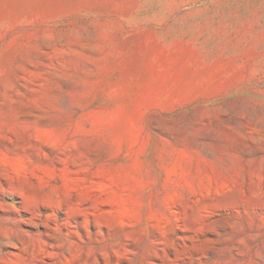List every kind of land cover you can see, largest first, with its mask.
Masks as SVG:
<instances>
[{
    "label": "rangeland",
    "instance_id": "obj_1",
    "mask_svg": "<svg viewBox=\"0 0 264 264\" xmlns=\"http://www.w3.org/2000/svg\"><path fill=\"white\" fill-rule=\"evenodd\" d=\"M0 264H264V0H0Z\"/></svg>",
    "mask_w": 264,
    "mask_h": 264
}]
</instances>
